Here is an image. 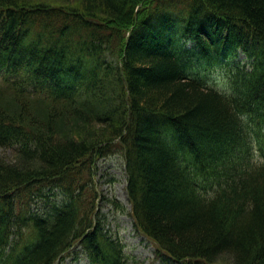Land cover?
Wrapping results in <instances>:
<instances>
[{
	"label": "trees",
	"instance_id": "16d2710c",
	"mask_svg": "<svg viewBox=\"0 0 264 264\" xmlns=\"http://www.w3.org/2000/svg\"><path fill=\"white\" fill-rule=\"evenodd\" d=\"M58 2L0 0V264H128L112 155L160 261L264 264V0Z\"/></svg>",
	"mask_w": 264,
	"mask_h": 264
},
{
	"label": "rangeland",
	"instance_id": "374dc122",
	"mask_svg": "<svg viewBox=\"0 0 264 264\" xmlns=\"http://www.w3.org/2000/svg\"><path fill=\"white\" fill-rule=\"evenodd\" d=\"M45 1L50 4H61L58 0H31ZM78 3V2H77ZM75 3V4H77ZM1 155L8 161L15 159V152L12 149H2ZM96 180L99 183L98 190L102 193L104 202H102L103 214L105 216V227L111 230L112 234L122 242L125 254L128 256V264H167L160 261L157 257L155 245L142 234H139L134 228L133 218L129 213H123L117 209L111 199H116L127 206L131 212V206L128 202L127 181L124 172V164L118 155H112L103 159L100 162L99 172L96 175ZM93 185V184H91ZM51 190H55L51 193ZM58 190L52 189L50 185H44L41 190L37 188L33 191V195L28 197V200L33 198L29 208L32 209L31 214L42 213L48 206L45 205L43 199L58 204L61 198L57 197ZM52 194H56L55 197ZM40 195H43L41 197ZM43 203V204H42ZM47 207V208H46ZM26 209V207H25ZM50 211V210H49ZM39 217L41 215L38 214ZM75 253V252H74ZM231 264V261L225 262ZM60 264H89L88 259L81 257L77 259V254L68 256ZM169 264H174L170 262Z\"/></svg>",
	"mask_w": 264,
	"mask_h": 264
}]
</instances>
